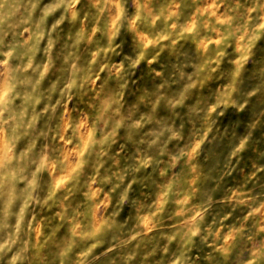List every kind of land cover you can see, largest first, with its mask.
Segmentation results:
<instances>
[{
    "label": "clouds",
    "instance_id": "obj_1",
    "mask_svg": "<svg viewBox=\"0 0 264 264\" xmlns=\"http://www.w3.org/2000/svg\"><path fill=\"white\" fill-rule=\"evenodd\" d=\"M0 264H264V0H0Z\"/></svg>",
    "mask_w": 264,
    "mask_h": 264
}]
</instances>
